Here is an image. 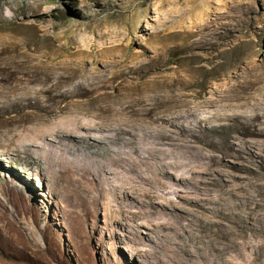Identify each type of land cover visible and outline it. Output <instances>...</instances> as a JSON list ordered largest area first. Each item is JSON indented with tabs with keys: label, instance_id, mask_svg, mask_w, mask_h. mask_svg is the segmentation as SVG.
Segmentation results:
<instances>
[{
	"label": "bare ground",
	"instance_id": "6f19581e",
	"mask_svg": "<svg viewBox=\"0 0 264 264\" xmlns=\"http://www.w3.org/2000/svg\"><path fill=\"white\" fill-rule=\"evenodd\" d=\"M45 1L21 0L23 11L44 20ZM92 16L97 13L78 14ZM130 34L123 28L120 39L39 66V86L24 89L4 109L17 127L11 126L3 152L9 155L12 145L23 142L28 152L52 154L45 168L56 164L60 170L69 167L68 149L91 159L104 149L130 161L122 170L99 165V176L74 156L91 177L73 172L96 191L93 202L103 211L110 249L124 243L132 257L139 256L133 264H264V64L246 62L234 74L236 94L215 88L202 97L198 90L187 92L195 84L184 76H151L170 68L157 33L140 50L131 49ZM218 43L199 37L182 49ZM85 57L92 64L103 59L104 67ZM123 66L131 78L114 84ZM217 103L212 115L201 117ZM231 167L256 180L235 182ZM141 227L149 232L144 235Z\"/></svg>",
	"mask_w": 264,
	"mask_h": 264
},
{
	"label": "rangeland",
	"instance_id": "374dc122",
	"mask_svg": "<svg viewBox=\"0 0 264 264\" xmlns=\"http://www.w3.org/2000/svg\"><path fill=\"white\" fill-rule=\"evenodd\" d=\"M97 2L107 6L101 8ZM23 8L21 0H0V264L138 263L139 256L132 257L124 243L110 249L108 233L101 227L103 211L93 202L96 191L90 181H77L73 172L91 177L78 168L74 156L83 165L93 166L99 176V165L122 170L130 161L104 149L98 151L102 156L93 159L68 149L66 170L56 164L45 168L53 155L28 152L23 142L10 146L11 153L5 154L11 126L17 127L15 121L6 120L7 102L24 89L39 86L34 79L39 66L69 59L88 45L97 48L120 39L118 31L123 28L130 31V47L136 50L157 33L170 68L151 76H184L195 84L187 92L198 90L202 97L212 95L215 88L234 95V74L246 62L264 64V0H46L41 7L44 20L26 14ZM96 13L89 20L78 17ZM199 37L219 43L205 49H182ZM149 55L155 59L156 53L152 50ZM85 58L94 62L92 57ZM102 60L92 65L103 68ZM124 73L114 84L131 78ZM220 104L203 111L201 117L212 115ZM229 171L237 183L251 185L256 180L253 173L237 167ZM171 197L181 201L179 194ZM141 230L144 235L149 232L145 227Z\"/></svg>",
	"mask_w": 264,
	"mask_h": 264
}]
</instances>
